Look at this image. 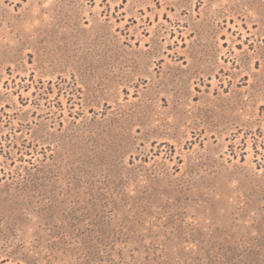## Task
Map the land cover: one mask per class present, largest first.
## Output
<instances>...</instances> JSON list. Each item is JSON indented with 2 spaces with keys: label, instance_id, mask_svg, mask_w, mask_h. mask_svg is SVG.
<instances>
[{
  "label": "rangeland",
  "instance_id": "obj_1",
  "mask_svg": "<svg viewBox=\"0 0 264 264\" xmlns=\"http://www.w3.org/2000/svg\"><path fill=\"white\" fill-rule=\"evenodd\" d=\"M0 264H264V0H0Z\"/></svg>",
  "mask_w": 264,
  "mask_h": 264
}]
</instances>
